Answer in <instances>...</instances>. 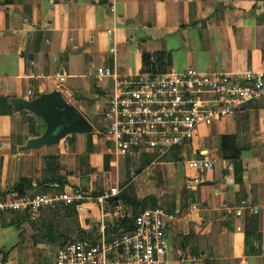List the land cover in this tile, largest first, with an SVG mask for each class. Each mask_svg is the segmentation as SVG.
Returning a JSON list of instances; mask_svg holds the SVG:
<instances>
[{
    "label": "crops",
    "instance_id": "1",
    "mask_svg": "<svg viewBox=\"0 0 264 264\" xmlns=\"http://www.w3.org/2000/svg\"><path fill=\"white\" fill-rule=\"evenodd\" d=\"M145 53L163 56L164 71L146 69ZM100 66L133 78L187 67L264 70V0H0V111H9L0 113V193L13 186L24 193L81 186L95 194L118 184L114 198L126 189L153 195L169 214L167 264H264V97L200 126L181 148L184 159L160 161L144 153L116 165L103 137L113 80L97 81ZM58 72L64 74L60 84L53 78ZM53 89L91 131L20 149L44 132L45 123L13 107L10 98ZM199 157L211 158L212 169L185 166ZM131 169L145 171L130 180ZM241 201L243 214L236 215ZM98 217V206L86 203L43 208L36 220L26 212L6 213L0 264H55L58 247L97 235Z\"/></svg>",
    "mask_w": 264,
    "mask_h": 264
},
{
    "label": "built area",
    "instance_id": "2",
    "mask_svg": "<svg viewBox=\"0 0 264 264\" xmlns=\"http://www.w3.org/2000/svg\"><path fill=\"white\" fill-rule=\"evenodd\" d=\"M110 11L115 12L113 4ZM112 34L113 29H107ZM115 54V48H109ZM64 74L56 73L57 84ZM97 81L112 78L113 87L103 111L106 127L103 137L111 145L114 163L127 157L150 153L159 160L170 150L191 141L200 126L215 119L235 115L244 103L264 97V70L245 68L228 72L224 68L201 72L193 67L168 70L149 78L122 77L108 66L95 71ZM31 90H28V94ZM214 161L199 157L185 162L188 169L201 173L212 169ZM145 169H131L130 180ZM200 177L193 182L199 183ZM130 182V181H128ZM120 192L119 185L93 195L81 186L48 193H19L8 190L0 197V221L9 212H26L36 220L43 208L61 205L96 204L99 209L98 233L95 237L73 239L57 248L55 264H167V212L157 206L131 215L132 228H117L116 222L132 208L104 202ZM234 213L241 215L242 207ZM193 209L195 205L191 206ZM256 212L257 209L253 208Z\"/></svg>",
    "mask_w": 264,
    "mask_h": 264
},
{
    "label": "water",
    "instance_id": "3",
    "mask_svg": "<svg viewBox=\"0 0 264 264\" xmlns=\"http://www.w3.org/2000/svg\"><path fill=\"white\" fill-rule=\"evenodd\" d=\"M10 104L40 117L45 123L42 134L28 139L20 149H34L44 144H56L69 133L90 132L88 121L67 103L59 90L53 89L30 99L11 97ZM85 184V180H82Z\"/></svg>",
    "mask_w": 264,
    "mask_h": 264
},
{
    "label": "trees",
    "instance_id": "4",
    "mask_svg": "<svg viewBox=\"0 0 264 264\" xmlns=\"http://www.w3.org/2000/svg\"><path fill=\"white\" fill-rule=\"evenodd\" d=\"M151 56H155L154 61H151ZM162 62H163V56L161 57L160 55H150L149 53H145L143 55V64H144V67L146 69H151V70H155L158 72H162V71H164ZM1 103H3V105H5V107L6 106L10 107L6 98H3V102H1ZM1 112L2 113H8L9 111L4 110V111H0V113ZM182 147H183V145L170 150L159 160L160 161H168L171 159H173V160L184 159L185 157H183V155L181 154V148ZM238 153H239V149L237 148V155H238ZM173 154H174V156H173ZM142 155H145V154L143 153V154H141V156ZM145 157L147 159L153 158V156H147V155H145ZM128 162H130V161H128ZM10 189H15L21 194L24 193V191H20L18 189V186L10 187ZM10 189H8V190H10ZM6 192L0 193V197L5 195ZM56 192H60L59 189ZM99 193H101V191ZM99 193H95L93 195H98ZM108 201H109V204H112V205H118V203H124L125 205H129L132 207V213L130 215H128V213H125L123 217L119 218L116 222V227L114 229H117V228L131 229L132 223H133L131 215L138 214L147 208H154V207L158 206V205H156L155 196L147 195L144 197H137L135 195H132L127 189L122 191L117 197L109 198Z\"/></svg>",
    "mask_w": 264,
    "mask_h": 264
},
{
    "label": "rangeland",
    "instance_id": "5",
    "mask_svg": "<svg viewBox=\"0 0 264 264\" xmlns=\"http://www.w3.org/2000/svg\"><path fill=\"white\" fill-rule=\"evenodd\" d=\"M122 169H124V167Z\"/></svg>",
    "mask_w": 264,
    "mask_h": 264
}]
</instances>
